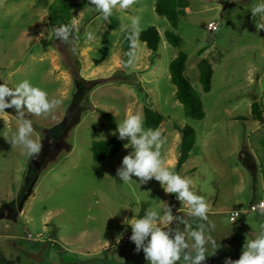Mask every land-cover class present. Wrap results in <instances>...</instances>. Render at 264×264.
<instances>
[{
  "label": "rangeland",
  "instance_id": "374dc122",
  "mask_svg": "<svg viewBox=\"0 0 264 264\" xmlns=\"http://www.w3.org/2000/svg\"><path fill=\"white\" fill-rule=\"evenodd\" d=\"M157 1L117 5L105 20L88 0H0V83L15 87L28 79L62 101L50 114H25L32 138L43 144L40 162L9 143L18 128L14 110L0 115V217L10 222L0 223V264H147L132 242L123 243L131 235L125 219L168 201L193 228L201 223L159 182L123 184L116 177L130 149L110 160L93 158L94 142L118 137L111 135L117 123L128 113L144 117L145 107L166 118L159 128L166 167L177 165L179 128L196 132L179 174L205 198L215 226L211 235L221 246L205 264L239 259L247 236L264 224V211L242 214L264 201V124L252 115L255 100L264 113V30L255 27L264 20L251 15L259 0H187L188 16L175 26L156 13ZM54 5L64 18L50 20ZM133 16L140 18L138 33L152 27L160 32L157 52L139 40L125 51L122 37ZM71 17L75 37L57 39L55 28ZM213 22L217 31L208 30ZM168 31L182 45H172ZM181 52L189 57L185 76L201 98L203 120L188 117L176 98L169 66ZM205 59L214 70L209 93L200 81ZM247 158L255 171L245 165ZM234 211L241 229L230 220ZM39 233L43 239H27Z\"/></svg>",
  "mask_w": 264,
  "mask_h": 264
},
{
  "label": "clouds",
  "instance_id": "9594fccd",
  "mask_svg": "<svg viewBox=\"0 0 264 264\" xmlns=\"http://www.w3.org/2000/svg\"><path fill=\"white\" fill-rule=\"evenodd\" d=\"M132 3L133 0H88L89 7L105 20L117 5L120 9H127ZM251 15L264 20V0H259L252 8ZM139 20V17H131L132 35L129 39L132 48L136 47ZM75 23L74 17L72 25L61 24L55 28L56 38L69 42ZM255 27L258 31L264 30V22L255 24ZM61 103L59 99H50L48 92L34 86L28 79L21 80L15 87L0 83V115H7L6 109H13L18 118V128L9 143L22 146L29 157L38 156L43 144L32 138V121L25 118V114L47 115ZM144 123L141 113H128L111 133L114 136L118 133L120 141H127L123 147L130 149L116 169V177L123 184L159 182L164 193L174 194L175 199L187 205L191 215L199 218L201 223L193 228L186 216L174 213L175 205L163 201L159 210L145 209L142 216L125 219L131 228L129 240L135 245L136 253L143 252L147 264H205L221 247L217 244L218 239L211 235L215 226L209 221V206L203 196L191 190V179L165 166L160 151L164 143L162 133L159 129L145 128ZM101 137L105 140L103 134ZM133 177L138 178V182ZM223 264H264V224L247 236L239 259L226 257Z\"/></svg>",
  "mask_w": 264,
  "mask_h": 264
},
{
  "label": "trees",
  "instance_id": "16d2710c",
  "mask_svg": "<svg viewBox=\"0 0 264 264\" xmlns=\"http://www.w3.org/2000/svg\"><path fill=\"white\" fill-rule=\"evenodd\" d=\"M189 8L187 0H158L155 6V11L159 16L166 17L174 26L177 25L181 19L188 16L186 9ZM50 20L64 18V12L60 11L54 6H49ZM72 15V13H71ZM65 25H72V17L63 22ZM75 25L70 35V39L75 37ZM132 35V28H127L122 37V42L126 52H130L134 48L131 47L132 41L129 37ZM166 37L174 46H180L183 40L174 32L168 31ZM144 43L152 52H157L160 48L162 37L157 28L152 27L141 31L135 36V43L137 41ZM188 55L181 52L169 66L170 78L172 84L176 87V98L183 105L185 113L188 117L203 120L205 112L202 107V101L199 94L194 90L190 80L185 76L186 65L188 62ZM200 81L206 93H209L212 88V78L214 70L209 61L202 60L199 64ZM106 115V113H104ZM253 118L264 124V113L262 112L261 103L255 102L252 105ZM165 116L151 107L144 109V125L146 128L159 129L165 121ZM181 133L180 156L175 167V171L180 173L190 158L192 150L196 144V132L191 127L179 128ZM123 142L116 138L106 141L94 142L91 145L93 158L96 162L114 159L124 149ZM45 154V151L42 152ZM36 157V161H41L43 154ZM45 158V156H44Z\"/></svg>",
  "mask_w": 264,
  "mask_h": 264
},
{
  "label": "built area",
  "instance_id": "2783aa9c",
  "mask_svg": "<svg viewBox=\"0 0 264 264\" xmlns=\"http://www.w3.org/2000/svg\"><path fill=\"white\" fill-rule=\"evenodd\" d=\"M219 25H217L216 23H210L209 25H208V30H210V31H217L218 30V27ZM262 202H264V201H261V202H259V203H257V204H255V205H251L248 209H247V211L246 212H242V214H246V215H249V214H252V213H255V212H259V211H264V206H262ZM239 211H234V212H231V222L232 223H234L239 229H241L242 227H243V225L242 224H238V221H239ZM35 237L36 238H34L33 237V235L32 234H29L28 236H27V239L28 240H33V239H35V240H41V239H43L44 238V234L43 233H39V234H37V235H35ZM46 240V239H45ZM130 242V240H129V236H126L125 238H123V243L124 244H127V243H129Z\"/></svg>",
  "mask_w": 264,
  "mask_h": 264
},
{
  "label": "crops",
  "instance_id": "0c3cea01",
  "mask_svg": "<svg viewBox=\"0 0 264 264\" xmlns=\"http://www.w3.org/2000/svg\"><path fill=\"white\" fill-rule=\"evenodd\" d=\"M5 220H6V222H7V218H5V217H3V216L0 217V223L4 222ZM11 222H14V221L12 220ZM7 223H10V222H7ZM8 225H9V224H8ZM8 225H7V226H8ZM207 261L213 263L212 260H206L205 262H207ZM217 264H218V262H217Z\"/></svg>",
  "mask_w": 264,
  "mask_h": 264
},
{
  "label": "flooded vegetation",
  "instance_id": "af4514ba",
  "mask_svg": "<svg viewBox=\"0 0 264 264\" xmlns=\"http://www.w3.org/2000/svg\"><path fill=\"white\" fill-rule=\"evenodd\" d=\"M245 165L247 166L248 169H250V170H254V168H252V163L249 162L248 158L245 159Z\"/></svg>",
  "mask_w": 264,
  "mask_h": 264
},
{
  "label": "water",
  "instance_id": "95a60500",
  "mask_svg": "<svg viewBox=\"0 0 264 264\" xmlns=\"http://www.w3.org/2000/svg\"><path fill=\"white\" fill-rule=\"evenodd\" d=\"M256 169H254V171H255Z\"/></svg>",
  "mask_w": 264,
  "mask_h": 264
}]
</instances>
